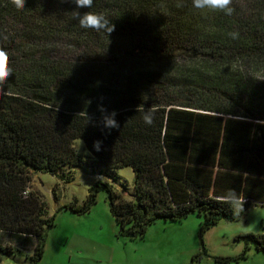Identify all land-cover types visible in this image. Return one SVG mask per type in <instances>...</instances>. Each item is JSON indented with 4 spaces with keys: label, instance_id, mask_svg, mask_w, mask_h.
Wrapping results in <instances>:
<instances>
[{
    "label": "trees",
    "instance_id": "1",
    "mask_svg": "<svg viewBox=\"0 0 264 264\" xmlns=\"http://www.w3.org/2000/svg\"><path fill=\"white\" fill-rule=\"evenodd\" d=\"M76 10L81 14L104 12L114 24L110 34L123 36L125 41L137 35L152 51L168 40L191 38L200 23L213 19L205 13L190 20L195 10L191 0H94L91 9H76L75 0H26L24 9H16L8 0L0 7V23L5 13L18 17L20 12L34 13L44 23L54 20L78 30ZM214 16L215 23L227 20L219 11ZM92 32L105 33L91 29L89 34ZM87 73L77 86L85 79L87 83L105 79L103 74L92 77ZM64 75L55 71L49 78ZM34 85L44 91L26 89ZM262 87L231 91L223 108L189 103L129 104L133 98L119 97L109 102L110 107L88 113L63 108L72 95L52 94L44 77L24 82L11 71L0 83V231L32 237L36 245L30 262L38 264L48 231L55 226V215H49L41 193L31 190L32 176L48 174L56 179L58 188L73 183L78 170L113 183L117 171L132 170L129 198L121 197L110 183L97 181L90 185L82 206L64 205L57 210L85 215L98 193L105 191L117 236L126 240H143L149 227L160 222L181 223L190 215L202 220L200 235L221 221L242 219L253 206L264 205ZM146 110L153 114L150 126L143 122ZM113 112L118 127L106 128L104 118ZM77 141L83 143L85 157L74 148ZM91 159L93 163H89ZM233 192L244 198V210L239 214L231 203ZM53 195L56 198L55 189ZM236 240L245 243L244 252L235 258H215L217 263L245 259L250 244L264 255V233L238 235Z\"/></svg>",
    "mask_w": 264,
    "mask_h": 264
},
{
    "label": "rangeland",
    "instance_id": "2",
    "mask_svg": "<svg viewBox=\"0 0 264 264\" xmlns=\"http://www.w3.org/2000/svg\"><path fill=\"white\" fill-rule=\"evenodd\" d=\"M6 1L0 0V7ZM232 7L233 15L225 16L227 20L221 23L214 22L218 11L195 9L189 15L190 20L210 13L212 21L200 23L191 38L168 40L154 51L145 48L137 35L132 41H125L118 34L105 32L100 36L94 32L89 34L91 29L76 30L54 20L44 23L43 18L34 13L22 15L20 12L18 17L9 12L0 23V47L8 50L7 67L24 82L44 77L52 94H71L62 104L63 108L93 113L102 106L110 107L109 102L119 97L133 98L127 101L129 104L189 103L223 108L227 106L231 91L241 92L245 87L263 90L264 86V0H233ZM231 32L238 36L233 39ZM71 69L78 71L69 73ZM55 71L64 73V77L50 79ZM86 73L92 77L103 74L105 79L97 78L90 83L85 79L77 86L75 83L83 80ZM28 88L26 86L27 90L44 91V87L36 85ZM145 94L146 102L142 99ZM74 148L86 156L81 141L75 142ZM89 163H93V159ZM75 173L73 183L60 184L58 188L56 179L48 174L32 176L30 188L41 193L51 216L56 218L59 206H82L90 179L110 183L123 198H129L133 192L134 175L130 168L117 171L114 183L95 174L88 179L82 170ZM90 211L96 215H111L105 191L98 193ZM201 222L196 215H190L181 223H157L162 225L156 228L167 230L162 234L165 239L171 237L179 246L160 254L163 264H219L215 258L240 256L245 243L237 241L236 237L264 232V205L250 208L240 220L221 221L202 235ZM250 246L245 259L227 264H264V255L255 251L252 244ZM174 251L179 254L174 255Z\"/></svg>",
    "mask_w": 264,
    "mask_h": 264
},
{
    "label": "crops",
    "instance_id": "3",
    "mask_svg": "<svg viewBox=\"0 0 264 264\" xmlns=\"http://www.w3.org/2000/svg\"><path fill=\"white\" fill-rule=\"evenodd\" d=\"M91 177L94 176H87L88 179ZM95 182L89 180L90 184ZM58 212L54 226L57 230H53L54 227L49 230L38 264H163L160 254L179 248L171 237L166 240L162 235L167 230L156 228L162 224L149 227L148 237L145 235L143 240L130 241L117 236L115 221L107 213L96 215L89 211L85 215H76L67 210ZM35 245L30 236L0 231V264L7 261L10 264H31ZM173 253L179 254L178 251Z\"/></svg>",
    "mask_w": 264,
    "mask_h": 264
},
{
    "label": "clouds",
    "instance_id": "4",
    "mask_svg": "<svg viewBox=\"0 0 264 264\" xmlns=\"http://www.w3.org/2000/svg\"><path fill=\"white\" fill-rule=\"evenodd\" d=\"M10 3L16 9H24L26 0H10ZM94 0H75L76 9L86 8L91 9ZM233 0H191L193 9L197 10H212L222 12L226 16H231L234 13L232 7ZM74 16L79 17L78 24L82 29H92L97 32L104 31L110 34L114 30V24L109 20L108 16L102 11H86L81 14L79 11L74 12ZM231 37L235 39L238 33L231 32ZM8 50L4 47H0V83H3L10 75L11 69L7 67ZM147 95H143L142 99H145ZM116 113L104 118V124L106 128H117L118 122L115 119ZM143 122L146 125L153 124V114L151 111H145L143 114ZM96 148L99 149V142H96ZM231 203L233 205L234 212L239 214L243 211L244 198L235 192H233Z\"/></svg>",
    "mask_w": 264,
    "mask_h": 264
},
{
    "label": "bare ground",
    "instance_id": "5",
    "mask_svg": "<svg viewBox=\"0 0 264 264\" xmlns=\"http://www.w3.org/2000/svg\"><path fill=\"white\" fill-rule=\"evenodd\" d=\"M100 178H102V177H100Z\"/></svg>",
    "mask_w": 264,
    "mask_h": 264
},
{
    "label": "built area",
    "instance_id": "6",
    "mask_svg": "<svg viewBox=\"0 0 264 264\" xmlns=\"http://www.w3.org/2000/svg\"><path fill=\"white\" fill-rule=\"evenodd\" d=\"M263 225H264V223H263Z\"/></svg>",
    "mask_w": 264,
    "mask_h": 264
}]
</instances>
